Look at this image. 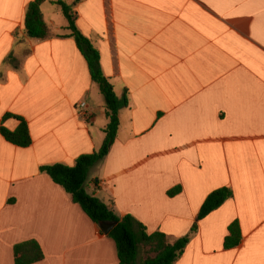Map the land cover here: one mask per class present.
Wrapping results in <instances>:
<instances>
[{
  "label": "crops",
  "instance_id": "obj_1",
  "mask_svg": "<svg viewBox=\"0 0 264 264\" xmlns=\"http://www.w3.org/2000/svg\"><path fill=\"white\" fill-rule=\"evenodd\" d=\"M33 1L0 0V264H16L15 246L27 241L44 253L31 264H120L114 239L40 170L99 149L108 123L56 1L73 8L129 99L87 191L174 241L228 187L233 196L198 222L175 264H264V0H46V39L27 33ZM10 113L28 122L30 146L2 135L21 124ZM234 222L242 239L228 249Z\"/></svg>",
  "mask_w": 264,
  "mask_h": 264
},
{
  "label": "trees",
  "instance_id": "obj_2",
  "mask_svg": "<svg viewBox=\"0 0 264 264\" xmlns=\"http://www.w3.org/2000/svg\"><path fill=\"white\" fill-rule=\"evenodd\" d=\"M45 1L34 0L28 6L25 27L31 38L46 39L51 36L41 9ZM55 3L62 7L68 21L67 29L71 31V36L75 37L79 50L88 62L92 80L99 85L104 96L108 123L104 127L106 136L99 149L81 155L74 165L55 163L42 166L40 170L46 172L55 183L62 186L72 196L73 201L78 203L95 223L100 226L102 222L116 223L108 235L116 242L120 264H139L142 246L146 247L149 253L142 264H175L183 255L192 235L197 231L198 222L222 206L226 200L233 196V191L228 187H223L209 194L190 233L174 241H171L167 234L161 231L148 233L146 226L130 214L123 217L118 216L114 209L87 191L86 183L90 171L109 154L120 127V111L129 105V99L127 94L119 97L115 92L113 84L102 70L100 52L90 39L79 30L73 8L64 1ZM9 115L14 114L10 113ZM14 116L21 121L20 126L16 130L2 127V135L17 146H30L33 139L28 122L21 116ZM180 189V187H176L170 190L169 195L177 194ZM229 232L230 234L225 239V247L228 249L241 242L240 224L232 223ZM14 254L16 264H31L44 258L42 248L36 241H27L16 245Z\"/></svg>",
  "mask_w": 264,
  "mask_h": 264
},
{
  "label": "built area",
  "instance_id": "obj_3",
  "mask_svg": "<svg viewBox=\"0 0 264 264\" xmlns=\"http://www.w3.org/2000/svg\"><path fill=\"white\" fill-rule=\"evenodd\" d=\"M87 103L85 101L81 102L78 106V112L80 113V115H82L83 117H87L88 113L86 112L87 109Z\"/></svg>",
  "mask_w": 264,
  "mask_h": 264
},
{
  "label": "water",
  "instance_id": "obj_4",
  "mask_svg": "<svg viewBox=\"0 0 264 264\" xmlns=\"http://www.w3.org/2000/svg\"><path fill=\"white\" fill-rule=\"evenodd\" d=\"M116 226V223H107V222H102L101 223V228L103 231L107 234L111 232V230Z\"/></svg>",
  "mask_w": 264,
  "mask_h": 264
},
{
  "label": "rangeland",
  "instance_id": "obj_5",
  "mask_svg": "<svg viewBox=\"0 0 264 264\" xmlns=\"http://www.w3.org/2000/svg\"><path fill=\"white\" fill-rule=\"evenodd\" d=\"M148 249L144 246L140 249L139 264H142L143 260L148 256Z\"/></svg>",
  "mask_w": 264,
  "mask_h": 264
}]
</instances>
